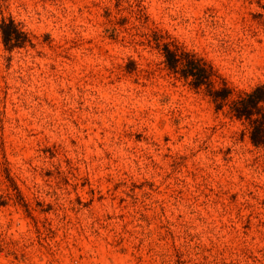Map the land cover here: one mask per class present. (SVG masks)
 Segmentation results:
<instances>
[{"label": "rangeland", "instance_id": "rangeland-1", "mask_svg": "<svg viewBox=\"0 0 264 264\" xmlns=\"http://www.w3.org/2000/svg\"><path fill=\"white\" fill-rule=\"evenodd\" d=\"M0 264H264V149L162 62L264 86V0H0Z\"/></svg>", "mask_w": 264, "mask_h": 264}, {"label": "trees", "instance_id": "trees-1", "mask_svg": "<svg viewBox=\"0 0 264 264\" xmlns=\"http://www.w3.org/2000/svg\"><path fill=\"white\" fill-rule=\"evenodd\" d=\"M0 36L7 51L31 44L28 34L22 31L11 18L0 21ZM155 43L163 57L162 62L170 73L185 80L191 88L201 89L216 110L227 106L232 116L247 121L251 143L264 149L263 85H256L231 99L233 89L205 58L174 42L155 40Z\"/></svg>", "mask_w": 264, "mask_h": 264}]
</instances>
